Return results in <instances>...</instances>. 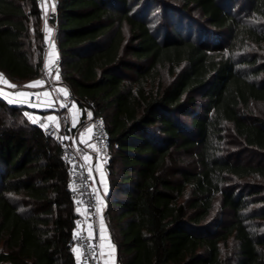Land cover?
Masks as SVG:
<instances>
[{"label":"trees","instance_id":"obj_1","mask_svg":"<svg viewBox=\"0 0 264 264\" xmlns=\"http://www.w3.org/2000/svg\"><path fill=\"white\" fill-rule=\"evenodd\" d=\"M148 4L57 0L48 17L59 82L108 134L116 262L264 264V0H161L156 24ZM42 36L36 0H0L3 75L36 78ZM26 109L0 97V263L75 264L61 144Z\"/></svg>","mask_w":264,"mask_h":264},{"label":"built area","instance_id":"obj_2","mask_svg":"<svg viewBox=\"0 0 264 264\" xmlns=\"http://www.w3.org/2000/svg\"><path fill=\"white\" fill-rule=\"evenodd\" d=\"M52 5V10L56 6L57 0H36V5L41 11L45 3ZM41 50L39 54L40 68L34 81H42L38 87L45 88L50 92L51 108H55L56 117L59 121L63 120V114L59 112L63 103L58 100L62 97L60 90H65L70 99L71 93L57 79L60 75V56L58 45L54 41L42 37ZM60 78V76H59ZM2 83V84H1ZM5 84V83H4ZM0 82V87H4ZM29 90V89H28ZM38 92L35 88L28 91L26 104L32 106L37 103ZM72 99V98H71ZM73 102L74 99H72ZM16 104V103H13ZM81 112V121L90 124V138L94 148L95 159L101 163H105L108 158V134L105 124L101 118L94 116L89 109ZM83 114V116H82ZM34 125L39 126L43 132L52 139H57L61 144V157L65 165V173H67L66 186L72 204L75 206L77 215L74 218V225L70 231L68 246L74 256L75 264H103L101 253V233L100 221L97 204L96 172L95 161H86V153L88 151V143L85 145L78 140L77 136H71L66 139L65 126L60 127L46 118L44 114H38L34 118ZM12 264V263H0Z\"/></svg>","mask_w":264,"mask_h":264},{"label":"crops","instance_id":"obj_3","mask_svg":"<svg viewBox=\"0 0 264 264\" xmlns=\"http://www.w3.org/2000/svg\"><path fill=\"white\" fill-rule=\"evenodd\" d=\"M49 6V3L47 2L45 4V8H47ZM47 24L43 27L45 30H47ZM49 39V37H47ZM0 82L4 81L0 80ZM31 82H34L31 81ZM2 84V83H1ZM28 84L30 85L31 83L28 82ZM4 88V87H3ZM2 87H0V90H2L5 93H8V97L5 98V96L0 95V97H2L3 99H6L7 101L11 100H16V104L17 105H23L21 103H24L26 101H22L21 102V98L18 96L13 95V89L9 88V86H5V88L3 89ZM38 94V100L37 103L34 104L35 107L29 106V108L31 109L30 111V119L33 121V119L38 116V114H44L46 116V118L48 117H54L56 116V112L55 110H53V108H51L50 106V100H51V95L50 92L45 89V88H41L39 87V89L37 90ZM61 92L62 97H58V100L61 101L63 103L62 108V114H66L69 117V122H71V127L69 128V134L71 132H73V136H77L78 140H80L81 142H83L85 145H87L88 143V151L86 153V161H95V172H96V191H97V204H98V212H100L102 210V207L104 206V192L106 190L105 188V182H106V177H105V172H104V164L101 163L98 159H95L94 156V148L92 146L91 141L89 140L90 138V124H85L84 122H79V109L77 108V104L75 102H73V100L70 98H68V96L65 94V90L64 91H59ZM17 93V92H15ZM45 93H47L48 95H45ZM67 93V92H66ZM51 96V97H50ZM33 118V119H32ZM57 118V117H56ZM51 120V122L57 123V119ZM57 121V122H56ZM102 216H104V210L101 211ZM100 218V215H99ZM100 233H101V237H102V225L100 223ZM103 238V237H102ZM103 240V239H102ZM104 241V240H103ZM103 243H100V247H101V253H102V263L103 264H107V258H108V251L109 249L112 248V252L114 253V247L111 245V248H107L105 249L103 247Z\"/></svg>","mask_w":264,"mask_h":264},{"label":"rangeland","instance_id":"obj_4","mask_svg":"<svg viewBox=\"0 0 264 264\" xmlns=\"http://www.w3.org/2000/svg\"><path fill=\"white\" fill-rule=\"evenodd\" d=\"M162 1H163V4H168L171 0H162ZM159 2H161V0H149V4H148V7H147L146 12H145L146 19L147 20L149 19V21L151 23H153V24H156L157 22H159V20L161 18V5L159 4ZM51 11H52V5H49L47 8H45V6H44V8L40 11L41 12V27H42V31H43V36L42 37H44L47 40H48L47 37H49V41L52 40V35H53V27L48 22V17H49V14L51 13ZM46 24H47V26H46L47 30H45L43 28ZM0 80L7 81L8 84H10V85H16L17 87H15V88L9 87V88L13 89L14 93L15 92H24V93L28 94V91L31 90L32 88H35L36 91L39 89L38 86L26 87L27 85H29L28 82L32 83L31 81H33V79L20 81V82H14V81H12L11 79H9L8 77H6L5 75H3L0 72ZM6 85L7 84H4V88H5ZM20 98H21V102L25 101V97H20ZM21 104H23V106L28 108V109L25 110V113L29 117V115H30L29 113H30L31 109L29 108L28 104H26V101L24 103H21ZM254 109H256L255 111H258V112L264 114V104H259ZM55 112H57V111L55 110ZM59 112H62V109H60ZM63 117H64L63 120L59 121L56 118V116H55V118L57 119L58 122L56 121L57 123H54V124H56L57 126H60V127L65 126V130H66V134H65L66 137L65 138L69 139L72 136V134H73V132H71L69 134V131H68L72 124H71V122H69L68 115L63 114ZM81 118H82L81 117V112L79 111V122H81ZM52 124H53V122H52ZM53 140H57V139H53ZM243 156H244V158H246L248 156V154L246 153ZM185 159H188V156H186ZM104 172H105V170H104ZM105 174H106V172H105ZM106 176L107 175H105V177ZM105 188H106V182H105ZM106 190H107V188H106ZM106 190H105L104 194L106 193ZM102 210H104V206L102 207ZM101 211L98 212L99 215H100L99 221H100V223L102 225V231H103V233H102V237L103 238H101V242L104 245L103 247L105 249H107V248H111V245L113 246V244H112V241H111V237H110V232H109L108 226L106 224V221L104 220V216H102ZM111 250H112V248L109 249V251L107 252L108 253V258H107V262L108 263L107 264H117L116 255Z\"/></svg>","mask_w":264,"mask_h":264},{"label":"snow or ice","instance_id":"obj_5","mask_svg":"<svg viewBox=\"0 0 264 264\" xmlns=\"http://www.w3.org/2000/svg\"><path fill=\"white\" fill-rule=\"evenodd\" d=\"M49 31H50V30H49ZM56 78L59 79V76L57 75ZM4 83L7 84L9 87H13V88L17 87L16 85H10V84H8L7 81H4ZM41 83H42V81H34V82H32L30 85H27L26 87L38 86V85H40ZM61 91H64V90L62 89ZM65 94H67V93L65 92ZM0 95H3V96H5V98H7L9 94L3 92L2 90H0ZM13 95L18 96V97H25V98H27V95H28V94H26V93H24V92H17V93H14ZM45 95H48V94L45 93ZM16 102H17L16 100H11V99L9 100V103H16ZM33 106L35 107V105H33ZM48 119H49V120H54L55 118H54V117H48ZM33 122L35 123L36 120L33 119Z\"/></svg>","mask_w":264,"mask_h":264}]
</instances>
